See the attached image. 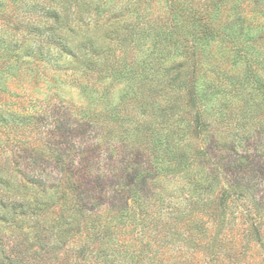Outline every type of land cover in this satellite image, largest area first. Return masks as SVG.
<instances>
[{
    "label": "rangeland",
    "instance_id": "1",
    "mask_svg": "<svg viewBox=\"0 0 264 264\" xmlns=\"http://www.w3.org/2000/svg\"><path fill=\"white\" fill-rule=\"evenodd\" d=\"M63 1L66 0H0V66L20 67L19 71L0 76V104L7 102L9 111L16 110L20 104L28 106L34 102L35 105L29 109L30 114L34 112L30 119L19 117L22 122H31L26 127L20 123L15 129L0 122V172L4 179L10 178L8 187L0 185V191L10 193L18 189L23 192L21 185H27L28 192H33L35 188L27 181L33 175L42 176L47 188L52 179L59 178L57 171L73 157L82 182L88 185L90 178L97 176L103 180L106 203L97 211L105 214L109 208L116 209L113 196L125 188L131 190L134 182L126 183L130 163L146 165L151 158L153 136L158 128H163L156 114L142 112L152 101L166 106L169 95L164 96L160 91L162 81L152 83L147 77L141 78L143 73L140 75L137 71L140 66L144 68V59L152 58L149 55L155 47L148 36L164 29L170 19V9L167 0H117L110 7L107 0H86L87 5L83 7L76 5L79 0ZM191 1L198 5L204 0ZM52 9L60 14L55 23L58 34L68 39L79 62L65 54L59 64L55 58L48 62L27 53L30 47L42 43L32 25L36 27L51 21ZM221 17L219 26L225 19L224 15ZM225 44L214 41L208 48V55L202 60V71L206 72L202 80L207 78L215 83L224 80V86L229 88L227 75L237 70L225 56ZM7 47L10 50L5 55ZM160 47L155 48L153 56L158 58ZM46 49H51L55 56L62 55L60 49L48 44ZM173 64L169 62L170 66ZM173 73L174 69L171 76ZM136 81L144 85L147 82L151 90L135 87ZM3 87L6 92L1 90ZM184 100L186 97L176 102L177 113L183 116L187 115L185 110L178 107ZM114 114H119L120 118L114 119ZM124 116L129 118L125 123L126 132L121 126ZM68 117L76 128L73 136H69ZM225 124L227 120L222 121L218 112L204 114L199 126L192 123L193 130L187 134L190 156L201 158L207 149L211 154L213 145L228 134ZM55 147L61 153L67 149L66 155L62 153L57 158ZM259 148L263 157L264 142ZM198 153L200 156L195 157ZM57 163L60 166L57 167ZM261 171L264 172V167H259L260 174ZM195 173L193 170L188 176L183 172L168 174L161 182L163 198L143 201L139 207L142 217L140 214L138 217L143 223L129 225L120 234L128 248L125 264H187L185 261L209 264L207 260L215 250V234L220 227L226 231L232 227L237 230L233 237H236V252H241L227 254L223 251L219 263L241 264L242 252L247 254L244 262L250 260L254 250H261L264 234L259 239L260 244L254 241L248 216L255 214L264 230V180L259 182V187L255 184L247 190L238 184L239 187L229 186L228 176L220 174L221 179H209L197 191ZM211 181L219 182L215 191ZM225 189H228L229 199L227 208L222 210L218 203ZM5 216L6 210L0 206V235L17 233L18 228L5 223ZM205 221L203 234L199 232L193 241L189 240L190 227ZM250 239L255 246L246 252L245 244ZM83 242L82 235L70 245L77 249ZM132 254L133 258H129Z\"/></svg>",
    "mask_w": 264,
    "mask_h": 264
},
{
    "label": "trees",
    "instance_id": "2",
    "mask_svg": "<svg viewBox=\"0 0 264 264\" xmlns=\"http://www.w3.org/2000/svg\"><path fill=\"white\" fill-rule=\"evenodd\" d=\"M116 1L107 0V6L110 7ZM167 2L170 9L169 22H165L164 29L148 36L153 39L155 48L161 45L158 58L153 56L154 48L149 55L152 58L142 61L146 70L140 66L137 74L143 73L141 78L147 77L148 81L155 84L162 81L160 91L164 96L169 95L168 103L162 106L159 101H152L148 109L142 112L156 114L163 128H158L153 136L151 158L142 166L144 168L140 163H130L126 183L128 180L134 182L131 190L125 188L113 196L117 210L109 208L105 214L97 211L106 203L103 180L98 176L90 178V183L86 185L79 177V169L75 168L76 159L68 156L71 158L64 163L62 170L57 171L59 178L52 179L47 188L42 176L35 178L33 175L27 179L35 188L33 192H28L30 187L27 185H21L25 190L23 192L18 189L10 193L0 191V206L6 210L7 215L5 223L19 229L17 233L0 235V264H125L128 248L120 238L123 229L143 223L138 220L139 214L142 217L140 205L150 198H163L161 182L168 174L183 172L188 176L194 170L199 184L197 191H200L205 181L221 179L220 174L228 176L229 186H242L247 190L255 184L259 187V182L264 180V172H259V167H264V156H261L259 148L264 142V0H204L198 5L191 0ZM76 5L83 7L87 5L86 0H79ZM222 15L226 20L219 26ZM50 17L53 18L51 21H44L36 27L32 25L38 41L43 44L30 47L27 53L48 62L55 58L56 63L65 54L72 57L74 62H79L68 39L59 35L55 27L60 19L59 12L52 9ZM214 41L226 43L225 56L237 70L227 75L229 88L224 86V80L221 83L207 78L202 80L206 75L202 71V60L208 55V48ZM47 44L60 49L62 55L55 56L51 49L45 50ZM4 50L5 55H8L10 48ZM169 62L174 64L170 66ZM173 69L175 74L171 76ZM19 70L20 67L15 64L4 68L0 66V76L2 78L7 72ZM142 83L136 81L134 85L146 91L151 90L152 86H146L147 82L145 85ZM1 90L6 92L4 87ZM133 90L135 92L134 87ZM185 97L186 100L178 107L185 110L187 115L183 116L177 113L176 102ZM7 106V102L0 104L1 124L12 125L13 128L20 123L25 127L31 124L30 121L22 122L19 117L30 119L34 112L30 114L29 109L35 106L34 102L28 106L20 104L14 111H9ZM210 112H218L222 121L227 120L225 129L228 134L213 145L211 154H208L207 149L204 151L205 156L192 158L187 134L193 130L192 123L199 126L201 117ZM14 115L18 116L16 120ZM112 117L119 119L120 115L114 114ZM128 119L127 116L121 118L125 132L128 131L125 124ZM68 122L69 136H73L76 128L70 117ZM249 133L252 137L248 138ZM54 151L57 158L62 156L63 152L57 147ZM66 152L67 149L63 154L66 155ZM197 156L200 153L195 154ZM215 181H211L213 191L219 185ZM7 183H10V178L4 179L0 172V185L8 187ZM49 190H52L50 194L45 193ZM254 197H257L256 194ZM228 199V189H225L218 203V206L222 205V210L227 208ZM248 217L251 221V235L259 243L264 230L255 214H249ZM205 223L196 224L193 230L190 227V237L187 238L193 241L195 234H203ZM224 229L220 227L215 234V250L207 260L209 264H221L219 259L223 251L227 254L241 252H236V237H233L237 230L234 227L228 231ZM82 235L84 242L81 247L76 249L70 245L72 240ZM247 242L244 251H252L254 244L251 239ZM260 247L261 250H254V255L248 261L242 262L247 257L242 252L241 264H264V243L261 242ZM133 255L129 258H133Z\"/></svg>",
    "mask_w": 264,
    "mask_h": 264
}]
</instances>
